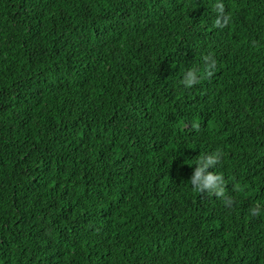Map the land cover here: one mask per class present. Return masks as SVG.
Listing matches in <instances>:
<instances>
[{
  "label": "trees",
  "instance_id": "16d2710c",
  "mask_svg": "<svg viewBox=\"0 0 264 264\" xmlns=\"http://www.w3.org/2000/svg\"><path fill=\"white\" fill-rule=\"evenodd\" d=\"M224 2L0 0V264H264V0Z\"/></svg>",
  "mask_w": 264,
  "mask_h": 264
},
{
  "label": "clouds",
  "instance_id": "9594fccd",
  "mask_svg": "<svg viewBox=\"0 0 264 264\" xmlns=\"http://www.w3.org/2000/svg\"><path fill=\"white\" fill-rule=\"evenodd\" d=\"M214 11L216 12L215 24L218 28L226 27L230 21L231 16L226 11L224 0H215ZM205 74L211 76L217 61L212 54L203 56ZM204 76L200 73L198 67H188L182 72L181 84L185 88H191L197 85ZM224 153L222 150H214L205 152L195 162V168L190 177L192 188L199 193L214 194L216 197H224L227 204L232 203V197L226 196L225 191V177L223 173L216 171L217 166L222 162ZM213 169V170H210ZM264 212V204H257L250 210L253 216L260 215Z\"/></svg>",
  "mask_w": 264,
  "mask_h": 264
}]
</instances>
